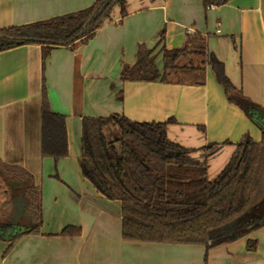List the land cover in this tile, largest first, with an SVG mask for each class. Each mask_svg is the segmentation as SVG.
Segmentation results:
<instances>
[{
  "label": "crops",
  "instance_id": "1",
  "mask_svg": "<svg viewBox=\"0 0 264 264\" xmlns=\"http://www.w3.org/2000/svg\"><path fill=\"white\" fill-rule=\"evenodd\" d=\"M95 2L0 0V30ZM126 2L124 17L115 6L92 38L53 48L44 65L41 44L0 52V160L33 176L42 209L38 233L20 235L9 248L0 240V264H264V225L206 244L124 239L121 201L97 190L81 164L86 117L172 118L169 139L198 156L213 143L220 145L217 156L225 148L232 155L247 135L261 141V129L235 98L244 96L264 109V0H229L212 8L203 0ZM196 33L204 37L206 55L223 63L235 88L230 96L208 62L181 65L173 70L180 77L166 82L123 78L143 53L163 72L165 49L184 47ZM44 109L65 116L64 157L43 154ZM5 191H0V205ZM66 227L73 233L63 235ZM249 241L255 248L249 249Z\"/></svg>",
  "mask_w": 264,
  "mask_h": 264
},
{
  "label": "trees",
  "instance_id": "2",
  "mask_svg": "<svg viewBox=\"0 0 264 264\" xmlns=\"http://www.w3.org/2000/svg\"><path fill=\"white\" fill-rule=\"evenodd\" d=\"M229 0H203L205 6H219ZM119 6L121 17L127 11L126 0H96L89 8L0 30L16 40L0 37V52L23 44H41L43 65L49 52L57 46L86 42ZM87 30L83 26L91 17ZM198 46V47H197ZM199 49V50H198ZM191 50L205 56L219 84L227 95L235 90L226 76L223 63L206 55L204 37H189L182 48L164 51V71L140 54L133 71L123 78L140 81H169L177 63ZM183 67L193 68L192 64ZM199 67V66H198ZM130 74V75H129ZM235 102L245 110L262 131L255 142L245 136L236 144L229 161L219 175L208 179V159L220 145L196 151L168 137V126L174 122H137L124 116L86 117L83 122L82 170L104 196L122 204L123 238L132 241L203 243L241 236L264 225V109L244 96ZM43 154L54 158L68 153L65 116L44 109L42 113ZM206 150V151H205ZM7 198L0 205V240L8 248L22 234L38 233L42 224L40 192L33 176L19 166L0 160V191ZM16 209L15 214L10 213ZM66 227L63 235L73 233ZM249 249L255 243L249 241Z\"/></svg>",
  "mask_w": 264,
  "mask_h": 264
},
{
  "label": "rangeland",
  "instance_id": "3",
  "mask_svg": "<svg viewBox=\"0 0 264 264\" xmlns=\"http://www.w3.org/2000/svg\"><path fill=\"white\" fill-rule=\"evenodd\" d=\"M191 51L192 53L187 54L183 59L179 60V62L177 63L178 66L189 65V64H192L193 66L202 65V62L204 61L206 57L200 54H196L197 52H194V50H191ZM193 53H195V55H193ZM173 72H171L169 76L170 79H177L180 77L179 74H173ZM229 151L230 149L225 148V150L220 151L217 154V156H211L208 159V175H207L208 179L212 180L216 178L219 175V173L223 170V168L226 166L227 162L229 161L231 157V153L229 154ZM201 155H202V152H201ZM193 157L196 159H201L200 156L195 155V154H193ZM16 212H17L16 209H13V210L11 209L10 211V213L12 214H15Z\"/></svg>",
  "mask_w": 264,
  "mask_h": 264
},
{
  "label": "water",
  "instance_id": "4",
  "mask_svg": "<svg viewBox=\"0 0 264 264\" xmlns=\"http://www.w3.org/2000/svg\"><path fill=\"white\" fill-rule=\"evenodd\" d=\"M93 16H91L87 22L85 23V25L83 26V30L86 31L87 30V25L89 24L90 20L92 19ZM0 37L1 38H5V39H16V40H23V39H28L26 37H11L9 35H6V34H0ZM239 236H236V237H231V238H225V239H221L220 241H224V240H232V239H235Z\"/></svg>",
  "mask_w": 264,
  "mask_h": 264
},
{
  "label": "built area",
  "instance_id": "5",
  "mask_svg": "<svg viewBox=\"0 0 264 264\" xmlns=\"http://www.w3.org/2000/svg\"><path fill=\"white\" fill-rule=\"evenodd\" d=\"M212 7H214V6H208L207 8H212ZM218 32H220V30H218Z\"/></svg>",
  "mask_w": 264,
  "mask_h": 264
}]
</instances>
